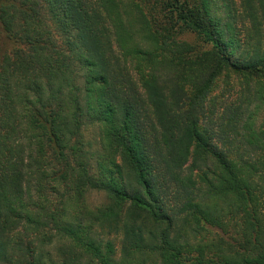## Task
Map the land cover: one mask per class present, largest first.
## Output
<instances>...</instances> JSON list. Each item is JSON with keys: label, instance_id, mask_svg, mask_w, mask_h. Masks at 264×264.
I'll return each instance as SVG.
<instances>
[{"label": "trees", "instance_id": "trees-1", "mask_svg": "<svg viewBox=\"0 0 264 264\" xmlns=\"http://www.w3.org/2000/svg\"><path fill=\"white\" fill-rule=\"evenodd\" d=\"M0 30V264H264L261 97L208 98L264 84V0H0ZM191 157L213 201L188 195L184 234L163 185Z\"/></svg>", "mask_w": 264, "mask_h": 264}, {"label": "rangeland", "instance_id": "rangeland-1", "mask_svg": "<svg viewBox=\"0 0 264 264\" xmlns=\"http://www.w3.org/2000/svg\"><path fill=\"white\" fill-rule=\"evenodd\" d=\"M238 27L242 26L240 21L238 22ZM181 37L183 39H186L187 41L196 42L199 43L198 37L191 32H184ZM9 40H6L4 37V34L0 30V57L3 53L8 52L10 48V43H8ZM260 82V81H259ZM250 85H246L241 79H238L236 77H228L225 78L224 76H221L219 79H217L212 91L210 92L208 98L212 97L213 100L216 102V108L220 112L222 107L228 103L233 101H240L242 98H244L247 94V90H250V93H255L254 97H261V99L258 100V103L260 104L259 109H257V118L262 119L264 118V84L263 83H257V81H253L252 83H249ZM140 88V87H139ZM141 90V89H140ZM261 100V101H260ZM244 102V101H241ZM257 103V102H256ZM253 106V105H252ZM214 113V118H217V115L219 114ZM220 120V119H219ZM218 121V120H217ZM83 134L85 138L90 140L92 149L93 150H100L102 145V139L100 135V129L99 127L95 126H86L83 130ZM115 159H118V156L115 157ZM194 158L191 157L188 161V163L185 165V168L182 170V177L184 178V182L187 180V178H190L192 180V183H190L187 186L186 190H183L179 187H177L173 182H168L166 185H163L164 188V201H166V207L168 208L169 214L174 210L179 212L178 219L176 221V224L174 226V229L179 230V233L188 234L191 233L192 230V224L190 223V218L187 217V210H181L183 203H186L189 196L192 195V197L202 204H206L209 202H212L213 200L211 198L207 199L208 195V187L206 185V182L201 178V175L204 171H206V163H208V166H210V162L207 161L204 163V161H195ZM264 185V184H263ZM86 202H88L90 205L94 206L102 201H104V196L100 192L96 191H90L86 196ZM262 204V211L264 214V195L261 197ZM217 205L219 207H224L225 209V220L227 223V229L225 236L228 237L230 240L234 241V238L238 237V217L235 212L228 213L229 210L227 208V203L224 201H217ZM142 228L144 229L146 225V222L144 224H141ZM204 236H208L209 234L207 232H203ZM117 239V240H116ZM115 239L116 244V250L119 251L120 249V233H118L117 238Z\"/></svg>", "mask_w": 264, "mask_h": 264}]
</instances>
